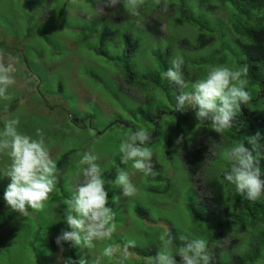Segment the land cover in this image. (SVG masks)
<instances>
[{
    "label": "rangeland",
    "instance_id": "rangeland-1",
    "mask_svg": "<svg viewBox=\"0 0 264 264\" xmlns=\"http://www.w3.org/2000/svg\"><path fill=\"white\" fill-rule=\"evenodd\" d=\"M187 1L192 11L202 14L197 0ZM168 2L175 3L169 12L163 8ZM178 3V0L159 3L145 0L139 14L132 15L123 3L114 9L106 8L103 0H0V62L13 67L16 80L8 90L13 98L0 99V130L6 119L17 117L21 133L38 139L36 130L40 129L58 168L56 187L43 211L29 209L28 215L22 216L10 211L3 200L4 190L10 183L4 176L10 160L0 154V264H24L25 259L30 261L27 257L35 260L34 252L40 260L48 261L47 264H63L68 257L74 260L73 255L78 259L83 256L93 264L108 244L118 251L114 257L104 258L103 264L132 263L131 260L147 259L139 253L138 249L143 248L141 242L148 241L150 247L159 251L163 243L160 237L170 228L182 238L193 235V239H204L209 254L211 244L214 251L219 250L221 260H231L250 247L259 230L257 226L241 231L236 224L228 226L221 213L216 217L214 213L213 224L217 220L221 222L217 228L211 221L206 226H193L186 207L187 198L194 196L193 187L199 185V194L208 195V186L215 187L223 197L218 176L210 175L198 184L191 179L180 157L183 142L193 144L204 132L203 121L195 118L191 108L180 121L169 111L155 114L156 98L147 97L145 91L135 90L134 86L119 85L120 63L107 57L121 52L123 35L128 34L137 44L135 66L144 73L155 67V50L168 45L176 47L183 37L192 41L197 33L195 27L175 24L174 18L167 19L179 12ZM226 11L217 7L211 14L203 12L208 19L217 21ZM156 16L161 19L163 32L158 36L146 28L149 19ZM218 27L225 30L223 25ZM216 45L214 42L207 46L202 54L208 56ZM72 117H80L82 121L76 126ZM141 127L151 132V142L143 146L152 149L153 163L160 166V169L154 168V176L132 169V161L121 163V141ZM178 136L183 137L182 143H176ZM210 148L215 150L216 144ZM68 151V160H65ZM85 152L99 157L97 163L103 169L108 206L115 212L117 231L111 240L96 241L94 249L71 247L66 243L61 252L55 237L62 229L67 230L63 208L76 185L83 181L78 162ZM219 154L214 160L216 165L225 161L222 152ZM61 158L64 162L58 166ZM118 170L129 173L138 190L135 196L124 197L114 183ZM137 207L146 210L145 213L137 212ZM211 228L228 231L226 241L231 238L238 241L232 247L223 248L225 239L218 242L219 234ZM128 240H134L135 247L125 251ZM170 250L175 255L177 245L173 243ZM123 256L126 258L121 259ZM153 256L150 254V259Z\"/></svg>",
    "mask_w": 264,
    "mask_h": 264
},
{
    "label": "clouds",
    "instance_id": "clouds-1",
    "mask_svg": "<svg viewBox=\"0 0 264 264\" xmlns=\"http://www.w3.org/2000/svg\"><path fill=\"white\" fill-rule=\"evenodd\" d=\"M160 0H157L159 3ZM107 8H117L122 0H103ZM145 0H123L125 9L132 15H138ZM168 5H163L167 10ZM161 20V19H160ZM162 25V24H161ZM162 29V28H161ZM163 34V32H162ZM184 60L177 56L171 61V67L162 73V77L175 84L179 89L189 87L183 73ZM12 66L0 62V99L11 100L10 87L16 80L12 75ZM248 68H230L227 66H211L204 79L191 83L192 91L176 96L175 111L184 112L191 108L195 111L198 121H207L216 133H223L233 126L241 105L247 104L251 97L246 90ZM19 118L6 119L0 130V154L6 155L10 163L4 176L8 183L3 193V200L10 211L19 215H28V210L43 211L49 195L57 184L58 168L56 161L50 156L45 145L44 135L36 130L38 139H33L18 130ZM151 132L139 128L127 134L119 145L121 163L132 161V169L145 176L155 175L153 151L144 147L151 142ZM264 137L257 131L248 136L247 145L236 144L223 152L227 168L223 177L235 186L237 193L250 201H257L264 196ZM183 137L178 136L176 143H182ZM99 157L91 152H85L78 162L83 181L75 187L74 194L63 208V219L67 230L62 229L55 237V243L61 252L67 243L71 247L91 250L96 247V241L111 240L117 231L115 212L108 206V193L105 189L103 169L97 163ZM183 163V162H182ZM184 165V164H183ZM114 183L122 190L124 197H133L137 188L132 184L129 173L118 170ZM113 202H117L113 198ZM161 249L154 257V264H211L213 257L209 254L204 239H193L181 247L176 254L172 253L173 237L170 233L161 235ZM134 240H128L125 251L135 247ZM117 247L106 245L97 255L93 264H103L104 258L117 254ZM126 256L121 257L125 259ZM63 264H89L83 256L78 260L66 258Z\"/></svg>",
    "mask_w": 264,
    "mask_h": 264
},
{
    "label": "trees",
    "instance_id": "trees-1",
    "mask_svg": "<svg viewBox=\"0 0 264 264\" xmlns=\"http://www.w3.org/2000/svg\"><path fill=\"white\" fill-rule=\"evenodd\" d=\"M178 1L179 12L176 16H168L167 19L174 18L175 24H187L195 27L197 33L192 41L183 37L176 43V47L168 45L164 49L155 50V67L144 73L139 72L135 66L133 57L136 54L137 44L128 34L123 35L124 46L121 52L113 56L108 54L107 57L120 63V69H122L120 79L122 81L119 82V85L122 87L130 85V87L134 86L135 90L145 91L147 97L156 98L153 102L156 106L155 114L160 112L166 114L169 111L178 121L187 117L186 114L189 112L188 109L184 112L175 111L176 96L180 94V91H192L191 83L200 80L201 77L205 78L211 66L230 68L247 66L248 84L246 90L251 99L247 104L241 105V111L238 112L233 126L218 134L212 130L209 122L203 121L204 132L193 144L187 141L183 142L180 157L193 181L199 184L208 180L211 175L218 176L222 185L220 187L222 198L215 187L208 186L210 195L199 194V185L197 188L193 187L194 196L187 198L186 207L191 214L194 227L206 226L208 221H211L212 225L216 215L221 213L225 216L228 226L236 224L241 231L255 226L259 229L247 251L235 254L231 260L219 259V250L214 251L210 244L213 257L211 264H264V196L253 202L237 193L235 186L223 177V171L228 166L226 161L218 163V165L214 162L220 152L223 156L224 150L230 149L236 144L244 143L245 146H248V136L254 135L257 131L264 137V0H213V2L197 0L202 14L192 11L187 0ZM167 5L168 12L175 8L174 2H168ZM217 7H221L224 12L227 10L224 16H217L219 18L217 21L205 17L207 14L203 11L211 14ZM62 10L63 8L59 14L62 13ZM50 14L53 15V12ZM161 24L159 16L151 17L146 28L154 35H162ZM219 25L225 26V30L219 29ZM214 42L217 43L216 47L208 56L203 55L204 49ZM177 56L184 60L182 70L184 78L189 84V87L185 89H179L175 84L162 77V73L171 67V61ZM127 90H129L128 87ZM10 108L11 106L8 107V110ZM72 119L76 126L82 121L80 117H72ZM214 144H216L215 150L213 149L215 153L211 155L213 150L210 147ZM69 151L64 155L65 160H68ZM262 159H264V154H262ZM63 162L64 160L61 158L58 166ZM153 164L155 169H160L157 163ZM262 166H264V161H262ZM261 178L264 179V177ZM139 209V207L136 208L137 212L139 211L141 214L146 211ZM220 223L217 220L213 226L217 228ZM211 231H213L212 228ZM213 232L219 234L218 242L229 235L225 230ZM167 233L173 237V243L177 245L178 250L194 238L193 235H188L185 238H182L181 235L179 237L173 228H170ZM226 239L222 243L223 248L232 247L238 241V238H231L230 241H226ZM141 244L143 248L138 249L139 253L146 256L147 259L131 260L132 263L127 262L126 264H154V257L158 250L150 247L151 244L148 241L141 242ZM150 254L154 255L151 259ZM33 255L35 260L27 257L30 261L25 259L24 264H47L48 261L39 259L37 252H34ZM73 258L78 260L74 255ZM175 259L179 263L180 258L177 256Z\"/></svg>",
    "mask_w": 264,
    "mask_h": 264
}]
</instances>
